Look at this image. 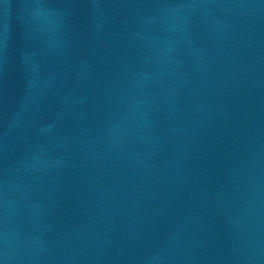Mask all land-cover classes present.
<instances>
[{"label": "water", "instance_id": "obj_1", "mask_svg": "<svg viewBox=\"0 0 264 264\" xmlns=\"http://www.w3.org/2000/svg\"><path fill=\"white\" fill-rule=\"evenodd\" d=\"M0 264H264V0H0Z\"/></svg>", "mask_w": 264, "mask_h": 264}]
</instances>
